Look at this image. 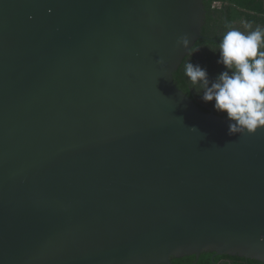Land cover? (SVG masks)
<instances>
[{
  "label": "water",
  "instance_id": "water-1",
  "mask_svg": "<svg viewBox=\"0 0 264 264\" xmlns=\"http://www.w3.org/2000/svg\"><path fill=\"white\" fill-rule=\"evenodd\" d=\"M205 12L0 0V264L264 261V128L228 135L173 80Z\"/></svg>",
  "mask_w": 264,
  "mask_h": 264
},
{
  "label": "clouds",
  "instance_id": "clouds-1",
  "mask_svg": "<svg viewBox=\"0 0 264 264\" xmlns=\"http://www.w3.org/2000/svg\"><path fill=\"white\" fill-rule=\"evenodd\" d=\"M243 28L229 27L222 34L215 52L224 70L215 78L190 60L184 65L191 89L228 121V135L253 134L264 128V28L253 29L247 22ZM188 44L187 36L177 40L181 47Z\"/></svg>",
  "mask_w": 264,
  "mask_h": 264
},
{
  "label": "trees",
  "instance_id": "trees-1",
  "mask_svg": "<svg viewBox=\"0 0 264 264\" xmlns=\"http://www.w3.org/2000/svg\"><path fill=\"white\" fill-rule=\"evenodd\" d=\"M205 12L204 24L201 29V37L191 47L189 53L183 58L181 64L173 74L175 85L196 102L198 107L207 112L213 109L212 103H205L188 84L184 75V65L190 60L193 64H199L206 69L209 78L224 70L217 64L219 53L217 45L222 34L229 28L235 27L244 31L243 23L247 22L252 28H264V0H202ZM215 113L224 117L223 114ZM172 264H264V261L246 258L238 255H218L212 251H203L196 255L183 257H171Z\"/></svg>",
  "mask_w": 264,
  "mask_h": 264
}]
</instances>
